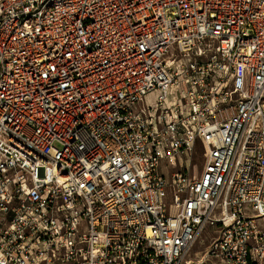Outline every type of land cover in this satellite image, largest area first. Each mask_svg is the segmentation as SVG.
Instances as JSON below:
<instances>
[{
    "label": "built area",
    "instance_id": "built-area-1",
    "mask_svg": "<svg viewBox=\"0 0 264 264\" xmlns=\"http://www.w3.org/2000/svg\"><path fill=\"white\" fill-rule=\"evenodd\" d=\"M0 264H264V0H0Z\"/></svg>",
    "mask_w": 264,
    "mask_h": 264
},
{
    "label": "rangeland",
    "instance_id": "rangeland-1",
    "mask_svg": "<svg viewBox=\"0 0 264 264\" xmlns=\"http://www.w3.org/2000/svg\"><path fill=\"white\" fill-rule=\"evenodd\" d=\"M153 98H154V93L148 96V101H152ZM202 164H203L202 155L200 149L198 148L196 149V152L193 155V161H192V170L195 174H199L201 172ZM209 240H210V236L207 235L203 236L202 240L195 245L192 255L194 256V253H198L197 256L199 258L200 253L204 250Z\"/></svg>",
    "mask_w": 264,
    "mask_h": 264
}]
</instances>
